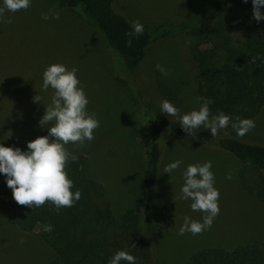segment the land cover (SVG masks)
I'll use <instances>...</instances> for the list:
<instances>
[{
	"label": "rangeland",
	"instance_id": "rangeland-1",
	"mask_svg": "<svg viewBox=\"0 0 264 264\" xmlns=\"http://www.w3.org/2000/svg\"><path fill=\"white\" fill-rule=\"evenodd\" d=\"M213 1L116 0V6L131 23L138 21L149 30L162 22H179ZM50 11L59 12V19L50 16L43 20L42 14ZM190 56L187 34L162 39L147 49L133 75L123 68L117 52L86 20L80 7L63 9L58 0H32L27 10L5 11L0 17V143L26 150L29 141L48 134L47 125L38 122L51 103L53 90L42 89V73L54 63L75 67L89 100L87 111L95 114L99 127L92 141L69 143L66 148L88 158L90 176L105 188L101 203L109 202L117 217L128 209L139 214L144 238L156 244L153 264H187L190 255L204 247L231 249L264 242V173L200 135L183 137L174 132L166 133L161 141L154 237L146 233L143 176L150 121L160 112L164 91L172 101L180 102L181 113L200 108L197 73ZM36 95L41 102L34 101ZM149 101L154 106L147 108ZM253 121L255 127L240 137L264 144V106ZM175 160L182 162L180 167L170 175L164 173V166ZM206 161L212 163L220 212L208 230L178 235L185 216L201 221L205 215L191 210V200L179 198L182 173L189 164ZM4 183L0 174V264H46L54 254L40 235L44 227L34 224L27 231L20 229L8 207Z\"/></svg>",
	"mask_w": 264,
	"mask_h": 264
},
{
	"label": "trees",
	"instance_id": "trees-1",
	"mask_svg": "<svg viewBox=\"0 0 264 264\" xmlns=\"http://www.w3.org/2000/svg\"><path fill=\"white\" fill-rule=\"evenodd\" d=\"M63 9L81 8L86 20L105 36L122 62L123 68L135 74L146 58L147 49L157 41L184 33L190 39V57L196 68V94L211 98L210 115H228L229 126L218 130L200 128L194 135L202 136L234 157L264 173V144L245 140L236 135L232 120H254L264 106V20L253 18L251 0H215L206 8L179 22H162L143 34L131 37L132 23L116 6V0H58ZM264 10V6L262 9ZM166 93V99L178 109L180 102ZM143 97L142 92H138ZM147 102V108L153 107ZM147 144V165L143 176L147 196L143 204L146 233L154 237V192L158 182L159 164L163 149L161 141L166 133L189 136L177 120L172 121L161 112L150 121ZM264 136V125L262 128ZM70 152V151H69ZM78 159L70 161L66 172L73 181L72 191L81 197L71 207L59 210L49 202L40 207L17 204L12 191L4 183V195L10 212L21 230L34 224L52 231L40 234L53 251L46 264H108L115 251L125 250L136 257V264H153L157 258L155 242L144 238L140 216L134 209L117 217L109 202L101 203L105 188L89 174V160L74 153ZM253 193V190H252ZM261 196V194H260ZM123 264V262H122ZM187 264H264V242L253 241L227 249L204 247L194 251Z\"/></svg>",
	"mask_w": 264,
	"mask_h": 264
},
{
	"label": "clouds",
	"instance_id": "clouds-1",
	"mask_svg": "<svg viewBox=\"0 0 264 264\" xmlns=\"http://www.w3.org/2000/svg\"><path fill=\"white\" fill-rule=\"evenodd\" d=\"M244 2L247 3L248 0ZM251 2L253 18L257 22L264 20V11L261 10L264 0ZM31 3L32 0H0V17L5 11L15 13L27 10ZM59 15V12L50 11L42 14V19L48 20L50 16L59 19ZM131 27L127 46L132 45L131 37L143 34V25L138 21H133ZM156 67L162 74H167L162 66ZM49 88L53 90L51 103L46 106L45 114L38 122L41 126L47 125L48 134L29 141L26 150L0 143V174L4 175L6 185L11 189L17 204L33 209L49 202L59 210L61 207L73 206L81 197L78 189L72 191L73 181L66 172L68 163L76 161L78 157L69 152L66 145H83L86 141H92L94 130L99 127V120L94 113L89 114L87 111L89 100L75 67L68 68L61 63L47 66L42 73V89ZM202 99L203 103L198 110L187 113H181L172 102L164 99L160 103V112L168 118H176L189 136H194L195 131L200 128L210 130L215 136L218 130L229 126L231 118L223 112L210 115L209 105L213 101L211 98ZM34 101L41 102V98L36 95ZM50 122L54 123L49 126ZM231 127L237 136L242 137L255 127V122L248 118H237L232 120ZM181 163L180 160L170 162L164 166L163 172L170 175ZM211 169V161L189 164L184 169L179 198L191 200V210L200 211L205 215L201 221L185 216L178 235L185 232L196 235L208 230L219 214V190L214 186L215 177ZM228 179H231V176ZM44 231H52V226H45ZM122 262L136 264V257L128 251L118 250L108 260V264Z\"/></svg>",
	"mask_w": 264,
	"mask_h": 264
}]
</instances>
